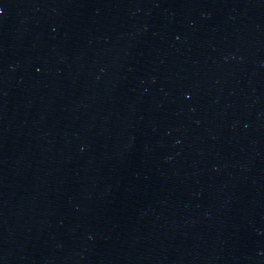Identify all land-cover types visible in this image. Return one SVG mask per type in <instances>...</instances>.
<instances>
[{
    "label": "water",
    "instance_id": "95a60500",
    "mask_svg": "<svg viewBox=\"0 0 264 264\" xmlns=\"http://www.w3.org/2000/svg\"><path fill=\"white\" fill-rule=\"evenodd\" d=\"M0 264H264V0H0Z\"/></svg>",
    "mask_w": 264,
    "mask_h": 264
}]
</instances>
